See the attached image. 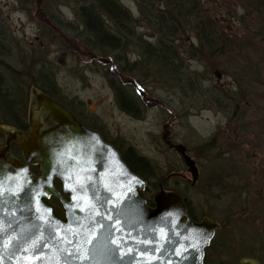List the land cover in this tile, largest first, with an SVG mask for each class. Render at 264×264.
Returning a JSON list of instances; mask_svg holds the SVG:
<instances>
[{
  "label": "rangeland",
  "instance_id": "1",
  "mask_svg": "<svg viewBox=\"0 0 264 264\" xmlns=\"http://www.w3.org/2000/svg\"><path fill=\"white\" fill-rule=\"evenodd\" d=\"M113 1L135 21L134 35L153 43V30L138 24L142 18L136 0ZM82 4L43 0L42 15L36 0H0L4 84L9 91L31 84L41 70L52 80L56 96L83 122L98 127L122 152L132 149L149 160L156 169L155 183L165 181L163 187L182 195L197 218L219 225L204 264H238L242 258L264 264V40L255 61L247 58L240 68L247 77L240 84V76L230 70H211L209 62L205 67L188 59L184 48L194 35H180L177 53H182L185 73L195 79L189 87L185 80L172 82L160 73L135 38H127L114 52L89 47L78 18ZM203 7L237 42L250 39L258 28L234 0L205 1ZM112 57L120 63L112 66ZM110 81L132 98L136 114L119 107ZM163 133L169 144L184 146L193 159L198 172L193 186L186 181L192 182L179 155L165 146Z\"/></svg>",
  "mask_w": 264,
  "mask_h": 264
},
{
  "label": "water",
  "instance_id": "2",
  "mask_svg": "<svg viewBox=\"0 0 264 264\" xmlns=\"http://www.w3.org/2000/svg\"><path fill=\"white\" fill-rule=\"evenodd\" d=\"M29 92L26 131L0 126L5 138L0 149V264L204 263L217 223L206 218L194 222L181 196L161 186L154 206H148L139 196L146 181L130 172L111 144L62 103L35 88ZM167 136L163 133L164 143L180 156L195 183L194 161ZM10 143L20 148L22 161L5 157ZM31 166L38 168V176ZM54 180L67 200L53 187ZM78 186L85 187L77 199L94 204L99 215L73 207L70 189ZM50 196L60 202L64 220L43 203ZM93 221L98 223L90 232ZM238 264L260 263L242 258Z\"/></svg>",
  "mask_w": 264,
  "mask_h": 264
},
{
  "label": "trees",
  "instance_id": "3",
  "mask_svg": "<svg viewBox=\"0 0 264 264\" xmlns=\"http://www.w3.org/2000/svg\"><path fill=\"white\" fill-rule=\"evenodd\" d=\"M25 1L29 2L30 0ZM205 1L210 3V0H136L139 15H141L140 18H142L138 24L153 30L155 33L153 43H148L141 36L134 35L135 21L131 20L127 10L113 0H83V4L79 5L78 18L85 32L88 33L86 44L89 47L114 52L122 48L121 44L128 40L127 38H135L142 48L143 54L153 60L152 63L156 65L160 73L171 76L172 82L181 83L185 80L188 82L189 87H192L195 79L193 73H185L182 66V53H177L179 45L175 44V41L182 34L192 33L194 41L184 48L185 56L188 59L200 61L205 67L209 62L211 70L216 67L230 70L240 76L241 84L246 81L247 77L244 76L245 71L240 68L247 65V58L255 61V58L259 55L258 49L261 48L260 39L264 40V0H234L245 8L248 17H251L255 26L258 27L250 39L246 41L239 40L238 42L226 35L222 28L218 27L217 22L210 18L203 7ZM97 15H102L112 22L114 30L108 29L104 22L105 19L102 20ZM114 58L115 61L113 57L111 59L112 66L120 63L119 58ZM110 84L114 89L119 107L128 113L136 114L137 111L132 98L126 96L124 88L112 81H110ZM32 86L48 94L50 98L61 101L53 91L55 88L52 80L47 79L41 70L38 71L37 81L34 80L31 84L26 83L25 86L18 85V88L14 87L10 91L0 77V108H3L9 116L18 119L13 117L9 121L0 120V122L10 124L19 122L20 124L25 120L26 92ZM260 99L264 102L263 97H260ZM79 120L85 124L81 119ZM107 141L121 152L122 160L131 172L147 181V187L144 191L139 192V195L146 199L149 206L153 205L150 194L153 195L158 186L154 182L155 167L149 160L139 156L132 149H126L122 152L113 141ZM33 172H36L35 168H33ZM164 182L162 181L163 185H165ZM44 203L52 205L51 208H53L55 216L61 217L62 209L57 201L54 199L44 200ZM228 226L227 223L225 227Z\"/></svg>",
  "mask_w": 264,
  "mask_h": 264
},
{
  "label": "flooded vegetation",
  "instance_id": "4",
  "mask_svg": "<svg viewBox=\"0 0 264 264\" xmlns=\"http://www.w3.org/2000/svg\"><path fill=\"white\" fill-rule=\"evenodd\" d=\"M43 4V0H37V2H36V9H37V13H40V14H42L43 15V13H42V9H40V6ZM97 16H100L99 18L100 19H102V20H104V22L106 23V25L107 26H111L112 24V22H110V21H108V19L107 18H105V17H103L102 15H97ZM42 20V19H41ZM106 21H108V22H106ZM134 21V20H133ZM113 26V25H112ZM109 29V28H108ZM110 33L111 34H113V32L112 31H110ZM109 33V34H110ZM85 34L86 35H88V33H86L85 32ZM32 88V87H31ZM132 88H134L133 87V85H132ZM137 92V91H136ZM137 94L139 95V97H141V94H139V92H137ZM56 101H58V100H56ZM60 103H62L68 110H70L71 112H73V114L75 115V117L77 118V120H79L80 119V116H79V114L77 113V112H75L70 106H68L67 104H65V103H63L62 101H59ZM27 109H28V102H27V106H26V112H25V114H24V118H25V120L22 122V123H20L19 124V122L17 123V124H10V123H5V122H0V125H7L8 127L10 126V127H12V128H14V129H16V130H19V131H22V132H24V131H26V129H27V117H28V114H27ZM123 112H125V113H128V112H126V111H124L123 110ZM14 116H9V114H6V112L3 110V108H0V119H3L2 121H9L10 119H12ZM14 119H17L16 117H14ZM18 120V119H17ZM80 121V120H79ZM81 124H83L84 126H86V127H88V128H90V129H92V130H94V131H97L99 134H100V136L102 137V139L104 140V141H107V140H109L108 138H106L105 137V135H104V133L98 128V127H96L95 125H93V124H88V123H82L81 122ZM164 132H165V129H164ZM162 138V137H161ZM107 142H109V141H107ZM3 147H5V138L0 134V149L1 148H3ZM8 148H9V153L5 156V157H7L9 160H11V158L13 157V158H16L17 160H19V161H21L22 160V156H21V150L14 144V143H10L9 144V146H8ZM168 149H169V147H167ZM118 150V149H117ZM170 150V149H169ZM173 150V149H172ZM120 152V151H119ZM31 168H34V167H31ZM31 168H30V170H31ZM38 170V169H37ZM35 175H38V171H37V173H35ZM187 181V183L189 184V185H191V186H193L194 184H192V183H190L188 180H186ZM54 188L56 189V190H58L59 192H61V186H60V183L58 182V181H55L54 182ZM166 190H168V189H166ZM249 194L252 196L253 195V192L255 191V189H254V186H252V185H250V188H249ZM258 194V193H257ZM260 195V194H259ZM62 197H64V198H67L68 196H65V195H63L62 194ZM182 198H183V200H184V204H185V206H186V208H187V212L189 213V215H190V217H191V219L194 221V222H200L202 219H204V218H208V217H202V218H197L196 217V215H195V213H193V211L191 210V208L189 207V205H188V201L182 196ZM55 200V201H58L57 199H56V197L54 198V197H49V198H47V199H45V200H47V201H50V200ZM49 206H50V204H49ZM61 217H58V218H61V219H63L62 217L64 216L63 215V211H61ZM217 233V232H216Z\"/></svg>",
  "mask_w": 264,
  "mask_h": 264
},
{
  "label": "snow or ice",
  "instance_id": "5",
  "mask_svg": "<svg viewBox=\"0 0 264 264\" xmlns=\"http://www.w3.org/2000/svg\"><path fill=\"white\" fill-rule=\"evenodd\" d=\"M84 187L85 186H78L76 188L70 189V191H72L74 193L73 194V202H74L73 207H79V211H88L89 213L99 215L98 211H96L94 204L88 203L87 201H84V200H78L77 199V193H79L81 196L83 195ZM21 190H23V189H21ZM113 207L115 208L116 205L113 204ZM45 222L48 223L49 221H45ZM95 223H98V222H96V221L92 222V226H90V232L95 230L94 229ZM101 227H103V226H101ZM96 238H97L96 236H93V241H95ZM111 243H115V241H111ZM25 251H27V249H25ZM69 255H71V254H69Z\"/></svg>",
  "mask_w": 264,
  "mask_h": 264
}]
</instances>
